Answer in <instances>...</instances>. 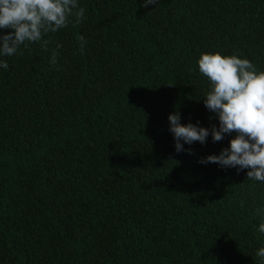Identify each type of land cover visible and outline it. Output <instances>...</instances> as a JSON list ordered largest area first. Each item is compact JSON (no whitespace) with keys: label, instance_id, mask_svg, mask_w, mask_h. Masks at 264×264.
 I'll return each instance as SVG.
<instances>
[{"label":"trees","instance_id":"16d2710c","mask_svg":"<svg viewBox=\"0 0 264 264\" xmlns=\"http://www.w3.org/2000/svg\"><path fill=\"white\" fill-rule=\"evenodd\" d=\"M78 3L83 20L0 56V264H261L264 182L200 162L235 133L213 140L197 61L264 70V0ZM177 111L206 142L176 150Z\"/></svg>","mask_w":264,"mask_h":264},{"label":"clouds","instance_id":"9594fccd","mask_svg":"<svg viewBox=\"0 0 264 264\" xmlns=\"http://www.w3.org/2000/svg\"><path fill=\"white\" fill-rule=\"evenodd\" d=\"M148 4H155V0H144V5ZM84 13L78 0H0V29L12 30L0 33V56L14 55L21 45L39 42L46 33L68 27L70 18L80 22ZM79 39L83 50L84 37ZM197 63L200 73L210 83L205 106L218 114L219 128L211 129L213 140L221 141L224 134L235 133L230 147L200 162L249 168L248 179L264 182V70H259L248 58L235 53L224 55L220 51L202 52ZM0 67L7 69L9 65L0 60ZM168 119L178 152L183 150L181 140L187 144L206 142L208 128L191 122L182 124L178 111L170 113ZM188 151L191 153V149ZM258 231L264 233V220ZM256 256L264 264V246L257 250Z\"/></svg>","mask_w":264,"mask_h":264}]
</instances>
